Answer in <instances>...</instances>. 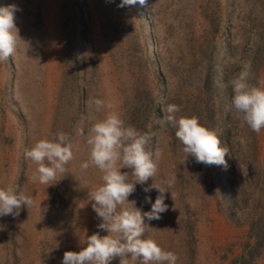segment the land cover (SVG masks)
<instances>
[{"label": "rangeland", "instance_id": "374dc122", "mask_svg": "<svg viewBox=\"0 0 264 264\" xmlns=\"http://www.w3.org/2000/svg\"><path fill=\"white\" fill-rule=\"evenodd\" d=\"M0 0L15 4L17 49L0 60V189L14 187L33 205L0 216V264H60L88 235L106 232L88 193L101 183L86 143L92 123L118 112L147 132L156 174L128 197L150 210L166 187L167 210L148 221L145 236L174 252L176 264H264V128L252 131L228 111L232 90H221L245 64L249 83L264 87V0ZM99 97L105 107L95 110ZM162 101L158 103L157 101ZM196 116L217 133L227 167L186 158L167 104ZM68 135L73 158L66 173L45 185L24 157L39 139ZM186 158V159H185ZM128 179H134L131 170ZM51 183V182H50ZM110 264H139L114 257Z\"/></svg>", "mask_w": 264, "mask_h": 264}, {"label": "clouds", "instance_id": "9594fccd", "mask_svg": "<svg viewBox=\"0 0 264 264\" xmlns=\"http://www.w3.org/2000/svg\"><path fill=\"white\" fill-rule=\"evenodd\" d=\"M137 3L144 5L146 0H119L117 7ZM18 10L15 4L0 6V60H7L17 49L20 37L15 14ZM249 68L250 65L245 64L227 85L218 83V87L221 90L231 87L227 110H234L252 131L258 133L264 128V87L249 83ZM92 104L97 112L106 106L98 96L93 98ZM179 111V105L167 104V115L163 119L175 128V137L182 143L186 158L191 156L196 163L227 167L225 155L228 152L217 133L200 123L196 116L177 117ZM150 140L149 133L126 125L118 112H108L92 123L86 139L89 159L80 167L95 166L102 173V183L88 195L93 211L100 218L98 228L106 234L94 232L88 235L79 251L63 253L60 264H110L117 256H127L134 261L139 259V264H176L178 257L174 252L164 250L154 238L145 236L148 221L160 219L167 210L165 192L171 188L175 177L165 182L166 187L154 183L144 187L145 193L153 189L158 192L154 201L145 196L150 210L141 211L134 200L128 199L136 184H145L156 174L157 164L146 148ZM24 157L37 165L34 179L48 186L57 181L58 174L62 177L66 173V165L73 158V144L61 131L52 140H37L25 150ZM123 168L130 169L134 179L129 180L128 172L121 171ZM32 205L33 200L24 192L14 187L0 189V216L18 215L22 206Z\"/></svg>", "mask_w": 264, "mask_h": 264}]
</instances>
